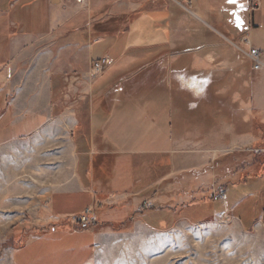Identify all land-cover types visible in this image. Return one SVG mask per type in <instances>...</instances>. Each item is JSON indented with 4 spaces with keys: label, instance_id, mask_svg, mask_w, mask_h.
Wrapping results in <instances>:
<instances>
[{
    "label": "crops",
    "instance_id": "0c3cea01",
    "mask_svg": "<svg viewBox=\"0 0 264 264\" xmlns=\"http://www.w3.org/2000/svg\"><path fill=\"white\" fill-rule=\"evenodd\" d=\"M4 1L9 3L0 9V225L28 222L50 228L101 201L109 207L99 211L97 222L116 226L130 220L144 201L166 203L165 192L175 188L163 190L166 179L160 180L151 201L150 186L138 188L139 171L132 162L137 156L176 158L182 145L176 103L183 81L195 98L205 96L204 84L214 80V73L224 77L237 66L224 59L213 71L216 58L208 51L247 38L261 51L263 68L257 75L264 82V0H192L191 15L166 0H35L26 20V0L0 3ZM7 18L12 19L9 26L3 25ZM27 22L31 27L26 28ZM101 60L109 61L107 71L89 81L93 65ZM182 60L190 64L184 75L176 69ZM76 77L89 83L87 138L75 133L81 126L75 109L81 106H71V93L65 91ZM143 81L150 88L141 95ZM257 85L253 106L264 114V94ZM138 137L147 142L137 149ZM213 139H206L209 153L215 149ZM217 151L230 152L229 147ZM177 174L174 170L170 179ZM60 201L70 206H60ZM114 206L118 208L112 210ZM166 216L137 221L128 239L110 228L81 232L83 259L77 264H149L153 253L158 252V260L171 256L173 250L159 255L166 242L181 241L188 224ZM168 222L172 230H159ZM74 235L80 236L62 226L39 232L27 248L15 252L13 264L34 245Z\"/></svg>",
    "mask_w": 264,
    "mask_h": 264
},
{
    "label": "rangeland",
    "instance_id": "374dc122",
    "mask_svg": "<svg viewBox=\"0 0 264 264\" xmlns=\"http://www.w3.org/2000/svg\"><path fill=\"white\" fill-rule=\"evenodd\" d=\"M34 1L22 2V6L25 7L23 20H26V15H31L28 6ZM122 1L124 0H117L115 3L120 4ZM166 1L173 3L186 14H192L193 1L183 2L186 9L175 0ZM8 3V1L0 3L2 5L0 9ZM36 17L37 14L34 18ZM29 19L27 16V21ZM11 21V18H7L3 25L9 26ZM30 23L27 22L26 28L31 27ZM7 37L10 38L4 40L6 44L12 35ZM245 39L242 38L240 43L229 41V46L208 51L210 56L214 55L216 58L213 71L221 68L220 63L224 59L237 66L236 69L231 68L224 77L214 73V80L204 84L208 90L205 96L195 98L186 90L183 81L176 103L180 111L178 135L182 145L174 161L168 159L170 155H166L160 159L158 156H137L132 162L139 171L138 188H145L148 184L150 199L153 201L159 193L156 189L160 185V180L166 179L161 188L164 187L165 191L170 187L175 188V192H165L169 201L163 204H158L157 201H144L139 208L134 209L130 216L132 220L120 222L121 224L116 226L97 222L99 211L109 206L101 201H95L82 213L63 217L60 225L50 227L55 231L58 226H62L80 236H67L61 242L52 240L46 245L44 243L34 245L29 252L18 256L15 263L22 264L23 260L27 259L26 264H77L83 259V256H80L83 254L81 242L84 238L81 232L110 228L120 239H128L135 233L134 224L137 221L150 223L158 215L166 213V217L176 216L188 226H183L181 241L166 242L165 252L159 255L162 257L169 250H173L169 252L171 256L158 260V255H155L158 252L153 253L148 259L149 264L157 261L160 264H264V114L253 106L254 83H258L257 88L262 89L264 94V82L252 69L253 65L247 57L250 47ZM252 48L256 49L253 46ZM182 61L176 69L184 75L187 74L190 64ZM106 69L105 67L103 74ZM89 81H92L90 77ZM142 83L141 95L148 94L149 82ZM88 84L81 77H76L67 82L65 89L71 93V106L77 103L81 106L75 109L78 111L77 117L81 124L75 133L82 138L90 136L88 102L85 99ZM175 84L178 85L177 82ZM168 100L166 93L164 104L166 107ZM211 132L214 135H210ZM209 137H214L215 149L212 153L207 151L206 139ZM257 139L260 140L258 143ZM143 142L146 143V139L138 137L134 148L143 146ZM222 147H229L230 152L219 154L217 148ZM260 150L261 153H258ZM174 170L178 174L170 179ZM142 193L145 196L147 191ZM222 195L226 197L225 200H216ZM65 202L60 201V206L69 207L70 205ZM116 208L118 207L114 206L112 210ZM89 210L92 211L90 225L87 230H83L79 223L75 222L74 217H80ZM211 214L213 215L208 221L200 222ZM191 222H196L197 226H192ZM238 223L248 229L241 224L238 226ZM50 228L43 224L34 225L28 222L21 225H0V264H13L15 252L27 248L31 237ZM172 228L173 225L168 222L166 229L159 230L169 232ZM72 244L77 246L74 247ZM71 248H75V253H79L73 255Z\"/></svg>",
    "mask_w": 264,
    "mask_h": 264
},
{
    "label": "built area",
    "instance_id": "2783aa9c",
    "mask_svg": "<svg viewBox=\"0 0 264 264\" xmlns=\"http://www.w3.org/2000/svg\"><path fill=\"white\" fill-rule=\"evenodd\" d=\"M86 1L87 0H76L78 4H85ZM175 1L184 9L186 8L185 6H183V2H192V0H175ZM245 40H246L247 45L250 47V51L247 54V57L249 58V60L251 61L253 65L252 67L253 71L258 72L261 70L263 66L261 52L258 49H253L251 46V42L247 38ZM107 65H109V61H106V60H101L100 62L95 63L90 71V79L94 80V79H97L99 76H101V74H103L104 72L105 66ZM218 199L225 200L226 197L222 195L216 200ZM91 210H89L86 213H83V215L80 217H74L75 222L79 223L81 229L83 230H87L89 228L90 216H91L90 214L92 213Z\"/></svg>",
    "mask_w": 264,
    "mask_h": 264
},
{
    "label": "snow or ice",
    "instance_id": "6c2138e0",
    "mask_svg": "<svg viewBox=\"0 0 264 264\" xmlns=\"http://www.w3.org/2000/svg\"><path fill=\"white\" fill-rule=\"evenodd\" d=\"M230 3H236L237 0H229Z\"/></svg>",
    "mask_w": 264,
    "mask_h": 264
},
{
    "label": "trees",
    "instance_id": "16d2710c",
    "mask_svg": "<svg viewBox=\"0 0 264 264\" xmlns=\"http://www.w3.org/2000/svg\"><path fill=\"white\" fill-rule=\"evenodd\" d=\"M10 38V37H9Z\"/></svg>",
    "mask_w": 264,
    "mask_h": 264
}]
</instances>
